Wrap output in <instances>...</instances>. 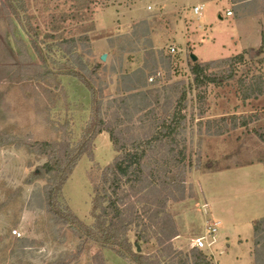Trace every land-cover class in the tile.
Returning <instances> with one entry per match:
<instances>
[{
    "label": "rangeland",
    "instance_id": "rangeland-1",
    "mask_svg": "<svg viewBox=\"0 0 264 264\" xmlns=\"http://www.w3.org/2000/svg\"><path fill=\"white\" fill-rule=\"evenodd\" d=\"M10 1L0 0V264H97L92 259L96 251L102 252L104 264H191L194 239L213 219L221 221L218 230L226 232L231 243L226 246L228 241L221 239L203 249L210 262L256 264L253 223L264 216V38L262 43L252 42L264 37V0L244 3L257 16V24L250 27L246 20L218 19V10L242 16L240 5L233 4L245 0H226L220 9L205 3L200 15H193L191 7L202 0H23L27 21L16 0ZM212 7L214 20L204 31L201 23L207 22L200 23V18ZM70 37L77 39V52L89 68L100 64L93 85L102 89V113L110 122L115 121L116 104L110 101L126 94L121 91V76L145 65L144 89L159 93L160 104L169 98L174 106L185 93L180 136L190 166L183 198L166 205L178 236L165 252L166 245L157 244L153 221H144L154 226L146 230L147 242L135 237L140 230L135 222L128 239L134 250L147 256L146 263L129 254L121 258L100 241L76 236L68 225L54 223L50 214L35 206L45 183L37 167L47 158L33 152L31 143L62 139L76 143L89 117L87 87L62 68L67 57L59 41ZM17 39L25 43L32 62L51 73L34 77L24 70ZM191 54L198 63L207 62L201 58L218 61L238 54L243 59L216 63L205 72L217 81L196 86ZM152 56L155 68H150ZM257 76L262 93L244 99V92L258 89ZM138 116L134 113L132 122L140 132ZM119 119L127 122L125 116ZM92 150V156L78 160L62 188L63 199L86 224L93 222V182L115 155L106 132L96 135ZM13 229L21 237L12 235Z\"/></svg>",
    "mask_w": 264,
    "mask_h": 264
},
{
    "label": "trees",
    "instance_id": "trees-1",
    "mask_svg": "<svg viewBox=\"0 0 264 264\" xmlns=\"http://www.w3.org/2000/svg\"><path fill=\"white\" fill-rule=\"evenodd\" d=\"M23 3V0H16L15 6L25 15ZM24 18L28 20L27 15ZM22 20L21 18L20 21ZM7 21L11 24L9 18ZM2 31L0 27V33H3ZM16 44L17 57L24 70L35 73L34 77L37 75L43 77L44 74L51 73L48 68L32 62L22 40L17 39ZM59 46L67 57V62L62 68L65 67L64 69L82 82L89 91V117L76 143L63 139L31 143L30 148L33 152L43 154L47 158L37 167L38 174L45 178V183L36 195L35 206L50 214L54 223L68 225L76 236L100 241L121 258L129 254L136 262L146 263L147 256L137 249L134 250L128 239V232L135 222L140 226V230L135 231V237L147 242L149 238L146 230L149 226H154L151 222L147 225L144 221L145 219L153 221L157 226V244L161 247L166 245L165 252L172 247L170 240L178 235L175 222L166 205L168 201L183 198L186 167L190 166V161L185 162V139L180 136L185 123V116L182 113L185 93L183 91L177 98L174 106L171 105L169 98H164L160 104L159 93L144 89L147 67L145 65L121 76L123 85L121 91L126 94L110 101L116 103L112 114L115 121L110 122L102 113V89L95 90L93 85L94 75L100 64L88 67L77 52V39L74 37L60 40ZM33 48L36 53H40L36 45ZM160 58L163 61L162 52ZM242 59L243 55L238 54L218 61L192 62L190 73L193 75L194 84L199 86L203 82H216V78H211L205 72L216 63L240 62ZM166 60L169 62V57ZM151 61L150 68H155L156 60L153 56ZM254 78L258 89L244 92V99L255 97L263 91L261 76ZM129 101L132 102L131 105ZM134 113H139L140 132L136 131L132 122ZM120 116H125L127 122L119 119ZM101 132L108 134L115 155L101 168L98 180L93 182L90 210L93 222L86 224L65 202L62 188L78 160L83 155L92 156L94 138ZM26 183L30 184L31 180H27ZM151 205L155 208L152 209ZM253 237L255 263L264 264V216L253 223ZM189 254L191 264H212L207 257L208 254L200 249L192 247ZM92 259L97 264H104L101 251H96Z\"/></svg>",
    "mask_w": 264,
    "mask_h": 264
},
{
    "label": "crops",
    "instance_id": "crops-1",
    "mask_svg": "<svg viewBox=\"0 0 264 264\" xmlns=\"http://www.w3.org/2000/svg\"><path fill=\"white\" fill-rule=\"evenodd\" d=\"M249 1H252V0H245V1H242V2H235L234 4L232 3L233 5H240L239 6L240 7L239 10H240V12L243 11L242 16H240V13H238V14H235L236 17H233V14L227 15L226 12L223 11L221 13L220 10H218L217 13H218V19H219V21H224L225 18L226 19H230L231 18L233 20V22H236V23L239 22V21H241V20H246L248 22V27L251 26V23H255V21H256V24H257V20H256V17L257 16H256V13L252 9L250 10V7L247 4H244V3L249 2ZM224 2H226V0H202L200 2H196L195 4H193V6L194 5H202V9H203L204 8V4L206 3V4H210V5L213 4V6H216V7L219 6V9H220V7L223 6ZM213 14H214V7L209 8L208 11L202 16V18H200L201 20L199 19L200 20V23L202 22V20H205V22H207V23H204V22L201 23L202 27H205V30L204 31L207 30L206 29L207 28L206 26L208 25V23H209V25L211 27V22H213V20H214L213 17L211 18V16ZM249 30H250V28H249ZM207 33H208V31H207ZM209 33H210V31H209ZM254 34H256V33H254ZM262 35H261V40H257V42H252V43H255V44L256 43H259V42L262 43V40L264 38ZM211 36H213L212 33H211ZM258 38L260 39L259 36H258ZM204 42H205V40H204ZM212 42H214V40L211 41V43ZM201 44H203V42H201ZM215 46L217 47V45H215ZM221 50H223V49H221ZM221 50L218 49V52L220 51V53H221ZM198 57H199V55H198ZM201 59H202V61H209V60H211V59H203V58H201ZM210 207H212V205ZM210 212L213 214L212 208L210 209ZM218 221L220 222V225H222L221 224V221L219 219H218ZM220 225H219V228H220ZM221 239H223L225 241H228V242H226L225 245L226 246H230L231 240H230L229 236L227 235V233L224 232V231L220 233L219 230H218V237H216V241L217 242L218 241L220 242Z\"/></svg>",
    "mask_w": 264,
    "mask_h": 264
},
{
    "label": "built area",
    "instance_id": "built-area-1",
    "mask_svg": "<svg viewBox=\"0 0 264 264\" xmlns=\"http://www.w3.org/2000/svg\"><path fill=\"white\" fill-rule=\"evenodd\" d=\"M202 11V5H194L191 8V12L193 15H199ZM227 15H231L232 12L228 10L226 12ZM175 47H170V52H174ZM149 81H152V78H149ZM220 222L216 219L206 222V227L204 229L203 235L196 237L194 239V246L197 249L203 250L206 248H210L215 243V237L218 232ZM12 235L16 236L17 238L21 237V233L17 229L12 230Z\"/></svg>",
    "mask_w": 264,
    "mask_h": 264
},
{
    "label": "water",
    "instance_id": "water-1",
    "mask_svg": "<svg viewBox=\"0 0 264 264\" xmlns=\"http://www.w3.org/2000/svg\"><path fill=\"white\" fill-rule=\"evenodd\" d=\"M105 58H106V54H102L101 57H100V60H101V61H104ZM190 58H191L192 61H196V60H197V56H196L195 54H191V55H190ZM138 249H139V248H138Z\"/></svg>",
    "mask_w": 264,
    "mask_h": 264
}]
</instances>
